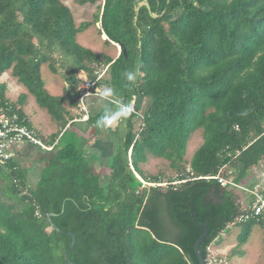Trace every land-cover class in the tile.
<instances>
[{
	"label": "trees",
	"instance_id": "obj_1",
	"mask_svg": "<svg viewBox=\"0 0 264 264\" xmlns=\"http://www.w3.org/2000/svg\"><path fill=\"white\" fill-rule=\"evenodd\" d=\"M70 10L62 0H0V75L11 69L62 126L47 142L59 140L45 151L50 156L35 186L25 166L0 161V264H67L72 237L57 228L76 234L75 264H200L194 246L204 230L191 207L209 227L200 246L206 260L211 244L246 212L237 188L207 177L221 171L241 184L264 161V0H105L94 23L109 42L126 47L127 56L123 50L115 60L77 41L92 23L77 26ZM57 52L73 61L69 97L50 94L41 75ZM100 63L110 64L105 83L126 103L134 94L149 102L141 123L131 113L109 127L122 132L106 183L78 141L62 143L76 119L64 102L77 105L79 72L92 78ZM49 65L59 71L55 61ZM127 71H138L134 83ZM6 88L0 83V106L10 104ZM26 100L21 94L11 111L31 126ZM107 107L115 105L87 123L96 125ZM197 130L204 142L187 168ZM149 154L169 160L180 175L165 187L160 176H146L141 164ZM257 223L264 227L263 218L237 224L239 245Z\"/></svg>",
	"mask_w": 264,
	"mask_h": 264
},
{
	"label": "rangeland",
	"instance_id": "obj_2",
	"mask_svg": "<svg viewBox=\"0 0 264 264\" xmlns=\"http://www.w3.org/2000/svg\"><path fill=\"white\" fill-rule=\"evenodd\" d=\"M105 0H98L96 3L87 2L82 3L81 0H62V2L68 6L73 13L75 22L77 26L82 25L84 22H91V26L84 29L77 35V41L84 45L87 48H91L96 53H106L111 55L113 58H117L119 56L120 50L114 45L112 42H109L107 37L100 31L101 23H94V18L99 11L100 6L104 3ZM36 41V39H35ZM37 42V41H36ZM120 47V46H119ZM121 49V48H120ZM53 61L56 62L59 71L57 73L53 72L49 63ZM73 61L70 58L61 57V54L57 52L52 55V60L45 62L41 66V75L45 82V87L52 95H61V96H72L73 86L66 82L67 77V67L72 65ZM103 63H100L101 65ZM81 75L83 71L79 72ZM109 76V72L106 77ZM5 82L7 85L5 97L12 102L18 101L21 94H26L27 103L26 111L32 120L33 124L40 129L42 132H45L50 125L46 123V119H48L49 114L42 110H37V103L35 101V96L32 95L27 88L22 86V84L18 81V78L15 77L12 73V70H8L2 75H0V83ZM69 84V86H68ZM30 93V94H27ZM122 97V96H120ZM16 100V101H14ZM24 104V105H25ZM149 102H146V106ZM68 106V103H66ZM25 108V107H24ZM41 109V108H40ZM45 112L43 114L42 112ZM51 116V115H50ZM47 117V118H46ZM54 121V120H53ZM51 123V122H50ZM52 127V126H51ZM62 126H58L60 129ZM67 129V128H66ZM66 129L63 131L65 132ZM120 129V130H119ZM116 131L108 129L110 137L114 142L113 146L114 151L117 149L118 145V135L122 132V127H120ZM60 131V130H58ZM59 134V133H56ZM62 135V133H60ZM79 139V140H77ZM78 141L80 148H82L90 160L91 165H98V168L101 167L100 176L103 182H107L110 177V163L111 158L105 159L103 158L102 152L96 153L93 149L88 148L84 142L81 140V137L77 130L73 127L66 132L62 143L64 144L67 141ZM204 142V133L202 130H197L191 136L189 141L187 155L185 157V166L190 168V160L194 155L195 151L203 144ZM34 148L36 151H40ZM34 158L33 154H28L25 161L21 158H17L14 156L11 162H15V165L18 167L26 166L31 163V159ZM107 158V157H105ZM101 159L103 163H99ZM3 165V164H2ZM36 168L35 166H30L27 168V175L29 179L30 185L33 187L39 181V177L43 170H38V168H42V166H46V163H38ZM3 173H7L5 165L2 166ZM141 169L145 173L146 176L150 178L152 175H158L161 178L162 185L165 187L169 183L170 180L176 179L180 175V171L177 168H174L170 161L164 158L155 157L152 154L148 155V161L146 163L141 164ZM94 171V170H93ZM96 173V172H95ZM104 176V177H103ZM7 180L9 177L6 174ZM245 187H253L259 186L264 183V161L254 170L250 171L244 180L239 181ZM147 187L150 185H158L152 184L146 181L145 183ZM150 188V187H149ZM239 191L236 192L241 202L246 205L249 200V195H245L243 193H247L244 190L237 189ZM242 191V192H240ZM240 227L238 225L228 227L224 232L219 235L209 248V256L210 259H213L215 264H264V227L262 224L257 223L253 226L252 233L249 235L248 241L239 245L238 235L240 234Z\"/></svg>",
	"mask_w": 264,
	"mask_h": 264
},
{
	"label": "built area",
	"instance_id": "obj_3",
	"mask_svg": "<svg viewBox=\"0 0 264 264\" xmlns=\"http://www.w3.org/2000/svg\"><path fill=\"white\" fill-rule=\"evenodd\" d=\"M109 68L110 64H101L95 70L94 76L92 78L87 75L86 77L81 78L82 81L79 84L77 91L79 93L78 108L80 110V114L82 115L74 119V121H88L90 119L91 112L87 100L91 97H97V89L108 86L105 83V78ZM114 99L125 102L123 97H120L116 94L114 95ZM138 99L139 95L134 94L131 100H129V103H131L133 108L131 113L137 114L139 116L138 121L141 123L143 113L139 108ZM11 110V105L7 104L0 106V161L2 163H6L16 156L14 148L20 143L30 144L32 146L38 147V149H41L44 152L54 151L58 141L48 144L34 127L28 125L19 117L17 113L12 112ZM262 162L263 161H261L260 164ZM207 178L218 179L222 187H232L240 190L242 189L251 197V202L245 209L246 212H243L239 217H237V219L228 227L235 226L239 222L247 221L248 219H264V183L256 186L255 188L245 187L242 184L236 183L233 179L223 176L221 171L217 175L209 176ZM206 263L215 264L214 260L210 259L209 255L207 257Z\"/></svg>",
	"mask_w": 264,
	"mask_h": 264
},
{
	"label": "crops",
	"instance_id": "obj_4",
	"mask_svg": "<svg viewBox=\"0 0 264 264\" xmlns=\"http://www.w3.org/2000/svg\"><path fill=\"white\" fill-rule=\"evenodd\" d=\"M105 2V1H104ZM101 28V27H100ZM103 33V36L105 35L104 32ZM107 37V36H106ZM114 45L116 44L115 42L111 41ZM82 45V44H81ZM84 46V45H83ZM117 46V44H116ZM118 47V46H117ZM120 52L122 51L120 49V47H118ZM91 49V48H90ZM120 54V53H119ZM111 56V55H110ZM112 57V56H111ZM113 58V57H112ZM118 58V57H117ZM117 58H114L117 59ZM80 74V73H79ZM86 73L83 71V73L81 75H79L80 78L82 77H86ZM22 86H24L22 84ZM25 87V86H24ZM26 88V87H25ZM46 88V87H45ZM47 89V88H46ZM28 90V89H27ZM49 92V91H48ZM27 94H30V93H27ZM51 94V93H50ZM33 95V94H32ZM54 95V94H53ZM62 95V94H61ZM60 95V96H61ZM28 96V95H27ZM54 96H59V95H54ZM119 96V95H118ZM18 100V99H17ZM16 101V100H14ZM28 99L26 100V103H27ZM36 101V99H35ZM73 101L75 102V99H66L65 102H64V107L67 109L68 113H69V116L70 117H80L82 114H80V110L78 108V101H77V105H74L73 104ZM146 102H148V100L145 99V97L143 96H140L139 95V99H138V104H139V108L141 110L142 113H144V109L146 107ZM10 103V101H9ZM37 103V101H36ZM66 103H68V106H66ZM87 103H88V106H89V109H90V112H91V115H95V114H98L104 107L105 105L107 104V102H99L98 101V97H91L87 100ZM8 105H11L8 104ZM28 104H25L24 105V112L31 124L32 127H34L42 136L43 138L45 139L46 142H50V140L54 137V135H56V133H59L60 131L58 130H61L58 129V126L61 125L60 122H57L55 121L51 116L50 114L47 112L46 109L44 108H41L38 103H37V110L39 111H46L49 116H48V119H46V123L48 125H50V127L48 126L47 130L45 132H42L40 129H38L32 122V120L30 119L27 111H26V106ZM41 108V109H40ZM42 112L43 114H45V112ZM47 118V117H46ZM71 119V118H70ZM54 120V121H53ZM51 122V123H50ZM119 123V121L112 127H115L117 124ZM52 126V127H51ZM68 127H73L75 130L78 131L80 137H81V140L84 142V144L90 148V149H93L96 153H98L99 151L102 152L103 155V158L104 160L105 159H109L111 158L115 151H114V147L113 144L114 142L112 141L111 137H110V134L108 132V129L109 128H101V127H97L96 125H92V124H88L87 121H74V122H71V120L69 121V124L67 126ZM59 138V137H58ZM56 141H59V140H55L54 142ZM53 142V143H54ZM34 148H36L35 146H32L30 144H25V143H20L18 144L14 149H15V153H16V159L17 158H21L23 161H25L26 157L28 154H33L34 155V158L31 159V163L29 165H27L26 168L30 167V166H35L36 165V168L39 167L38 166V163L40 164H44L46 163L45 161V158L44 157H48L50 156L49 154H46V152L42 151L41 149V152L40 151H36ZM38 149V148H37ZM107 157V158H105ZM99 160V163H102V164H106V163H103V161L101 159H98ZM22 165V164H21ZM45 166H42V168H38V170H42ZM92 169L94 170V172H96L97 174H100V168H98V165H91ZM104 177V176H103ZM248 187V186H247ZM242 192V191H240ZM243 193V192H242ZM245 195H249L248 193H243ZM251 202V197L249 195V200L248 202L246 203V205H244V203L242 202L244 208L246 209L247 206L249 205V203Z\"/></svg>",
	"mask_w": 264,
	"mask_h": 264
},
{
	"label": "clouds",
	"instance_id": "obj_5",
	"mask_svg": "<svg viewBox=\"0 0 264 264\" xmlns=\"http://www.w3.org/2000/svg\"><path fill=\"white\" fill-rule=\"evenodd\" d=\"M126 80L134 83L138 78V71H127L124 73ZM114 89L104 86L96 90V96L99 102H107L114 104L115 107H107L103 115L96 121V126L101 128H109L114 126L118 121L127 118L133 111L131 103H125L114 99Z\"/></svg>",
	"mask_w": 264,
	"mask_h": 264
},
{
	"label": "water",
	"instance_id": "obj_6",
	"mask_svg": "<svg viewBox=\"0 0 264 264\" xmlns=\"http://www.w3.org/2000/svg\"><path fill=\"white\" fill-rule=\"evenodd\" d=\"M147 5L148 6V9L150 8V5L148 2H142V5ZM140 6L137 8V12L139 11L140 9ZM118 46H120L121 50L123 51L124 50V53L125 55L127 56V50H126V47L123 45V44H119V43H116ZM55 213L51 212L49 213V217H52ZM191 214H192V219L195 223H197L199 225V227L201 229L204 230V233L202 235L199 236L198 240L196 241L195 243V252H196V255L198 257V260H199V263L200 264H207L206 263V259L204 258L203 254H202V251L200 249V246L202 244V242L207 238V236L209 235V227L207 224H202V223H199L196 218H195V215H194V210L193 208L191 207ZM55 226V225H54ZM57 230L61 233H66L68 235H70L72 237V242L70 244V246L68 247V249L66 250V254H65V258H66V261H67V264H75L71 258H70V253L71 251L73 250V248L75 247L76 245V242H77V237H76V234L72 231H68V232H63L62 230H60L59 228H57Z\"/></svg>",
	"mask_w": 264,
	"mask_h": 264
},
{
	"label": "bare ground",
	"instance_id": "obj_7",
	"mask_svg": "<svg viewBox=\"0 0 264 264\" xmlns=\"http://www.w3.org/2000/svg\"><path fill=\"white\" fill-rule=\"evenodd\" d=\"M105 36H107L106 34H105ZM108 39V38H107ZM116 45V44H115ZM118 46V45H117ZM119 47V46H118Z\"/></svg>",
	"mask_w": 264,
	"mask_h": 264
}]
</instances>
